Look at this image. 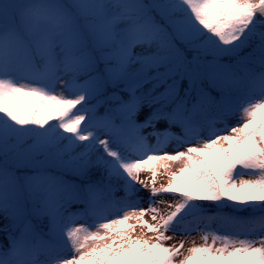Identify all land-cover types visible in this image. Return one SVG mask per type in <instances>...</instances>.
I'll use <instances>...</instances> for the list:
<instances>
[{"label": "snow or ice", "instance_id": "1", "mask_svg": "<svg viewBox=\"0 0 264 264\" xmlns=\"http://www.w3.org/2000/svg\"><path fill=\"white\" fill-rule=\"evenodd\" d=\"M0 264H264V0H0Z\"/></svg>", "mask_w": 264, "mask_h": 264}, {"label": "rangeland", "instance_id": "2", "mask_svg": "<svg viewBox=\"0 0 264 264\" xmlns=\"http://www.w3.org/2000/svg\"><path fill=\"white\" fill-rule=\"evenodd\" d=\"M142 178H146V177L142 176Z\"/></svg>", "mask_w": 264, "mask_h": 264}]
</instances>
